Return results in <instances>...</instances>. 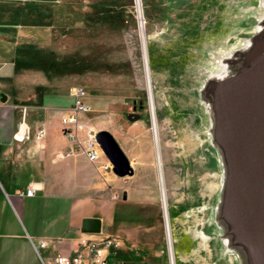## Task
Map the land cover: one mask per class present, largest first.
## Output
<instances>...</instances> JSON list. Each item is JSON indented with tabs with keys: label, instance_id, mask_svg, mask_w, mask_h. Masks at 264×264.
<instances>
[{
	"label": "rangeland",
	"instance_id": "374dc122",
	"mask_svg": "<svg viewBox=\"0 0 264 264\" xmlns=\"http://www.w3.org/2000/svg\"><path fill=\"white\" fill-rule=\"evenodd\" d=\"M263 39L264 0H0V147L9 137L39 165L48 147L34 139L39 127L49 150L70 142L61 128L71 87L82 86L91 109L82 121L110 132L134 171H99L77 147L74 169L89 166L77 177L89 179L81 203L122 241L112 260L170 264L169 206L176 264H249L223 212L228 169L214 103L218 83L250 68ZM22 106L30 133L18 142ZM37 203L40 226L52 214Z\"/></svg>",
	"mask_w": 264,
	"mask_h": 264
},
{
	"label": "water",
	"instance_id": "95a60500",
	"mask_svg": "<svg viewBox=\"0 0 264 264\" xmlns=\"http://www.w3.org/2000/svg\"><path fill=\"white\" fill-rule=\"evenodd\" d=\"M216 92L217 139L228 169L224 216L249 264H264V54L250 68L218 83ZM0 97L3 103L8 99L4 93ZM149 103L152 115L150 95ZM97 141L114 173L121 177L134 173L110 132H98ZM82 231L101 232V220L84 219Z\"/></svg>",
	"mask_w": 264,
	"mask_h": 264
},
{
	"label": "crops",
	"instance_id": "0c3cea01",
	"mask_svg": "<svg viewBox=\"0 0 264 264\" xmlns=\"http://www.w3.org/2000/svg\"><path fill=\"white\" fill-rule=\"evenodd\" d=\"M16 133H13L14 140L25 141L16 138ZM9 140L7 137L6 143L0 147V264H42L32 241H55L47 249H42L46 256L67 252L81 235L84 219L97 218L92 209L94 207L81 203L83 197L87 196L82 193V189L89 188V179L86 180L87 184L77 180V177L88 176L89 166L74 169L82 160L77 153L73 159L55 162L56 152L72 146L62 139L50 150V143L45 144L44 149L48 147L43 158H39V165H33L31 161L23 159L21 153H15L14 147L7 145ZM75 150L78 151V148L75 147ZM75 175L76 181L73 179ZM30 185L37 189L35 195H21L20 192ZM37 198L39 201H35ZM35 202L42 203L43 208L52 214L51 219L48 222L43 220L40 226L34 224L38 213ZM28 203L33 206L26 213ZM26 216L28 226L24 223ZM58 239L61 241L58 242Z\"/></svg>",
	"mask_w": 264,
	"mask_h": 264
},
{
	"label": "built area",
	"instance_id": "2783aa9c",
	"mask_svg": "<svg viewBox=\"0 0 264 264\" xmlns=\"http://www.w3.org/2000/svg\"><path fill=\"white\" fill-rule=\"evenodd\" d=\"M86 96L87 92L84 87H71L70 97L72 99V103L66 112L63 131L68 136L72 146L68 149L56 152L54 161H63L76 155L75 147H79L89 162L92 164L99 162V171L113 173L114 166L97 141L98 131L93 125L85 121L83 122L81 119L82 116H86L91 110L90 106L85 101ZM19 108L22 112L23 122L19 125L16 133L17 135L15 137L22 140L29 137L30 127L27 126L25 122L28 113L27 106ZM81 131H84L86 134L85 140H82L80 137ZM46 137V128L39 127L34 135V139L42 148L45 147ZM102 157H105V159L103 160ZM36 190L37 189L35 187L30 185L25 191H21L20 194H25L26 196L31 197L35 195ZM60 241L61 239H58V242ZM53 242L55 241L51 239H41L37 243L32 241L42 264H122L120 262H114L111 258L116 251L120 250L122 247V241L118 237L112 235H105L102 232L87 233L82 231L81 235L77 239V242L70 248L69 251L58 252L57 254L51 256H43L40 251L42 249H47L50 243Z\"/></svg>",
	"mask_w": 264,
	"mask_h": 264
},
{
	"label": "bare ground",
	"instance_id": "6f19581e",
	"mask_svg": "<svg viewBox=\"0 0 264 264\" xmlns=\"http://www.w3.org/2000/svg\"><path fill=\"white\" fill-rule=\"evenodd\" d=\"M138 3H140V0H138ZM139 15H142V13L140 12ZM141 26H143V21L141 23ZM142 39H143V48H144L145 55L143 53V49H142V53H143V56H145L144 60L146 61V65L149 66L150 75H151L150 60H149V55H148V47H147L146 35H145V33L143 31H142ZM263 45H264V40H259V41L256 42V47H254V49L246 57V60H247L248 64L254 63L259 57H261L264 54ZM153 97H154V95H153ZM155 133H156V137L158 138L157 129L155 130ZM161 156L162 155L159 153L160 162H161ZM168 216H169L168 235H169V238H171V246H172L171 248H169L170 259H171V264H176V259H175L176 256H175V248H174V240H173V233H172V227H171L169 206H168Z\"/></svg>",
	"mask_w": 264,
	"mask_h": 264
}]
</instances>
